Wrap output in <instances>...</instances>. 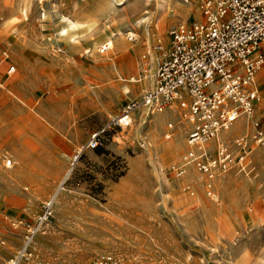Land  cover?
I'll use <instances>...</instances> for the list:
<instances>
[{"label":"rangeland","instance_id":"1","mask_svg":"<svg viewBox=\"0 0 264 264\" xmlns=\"http://www.w3.org/2000/svg\"><path fill=\"white\" fill-rule=\"evenodd\" d=\"M202 2L0 0V264L22 241L11 217L32 220L53 195L52 216L20 264H101L107 253L116 264H264V145L214 177L212 198L196 167L170 169L187 149L182 109L140 106L128 125L108 124L152 87L165 50L157 44L170 25L199 18ZM263 81L264 68L261 121ZM231 125L220 135L233 145L246 128Z\"/></svg>","mask_w":264,"mask_h":264},{"label":"built area","instance_id":"2","mask_svg":"<svg viewBox=\"0 0 264 264\" xmlns=\"http://www.w3.org/2000/svg\"><path fill=\"white\" fill-rule=\"evenodd\" d=\"M200 17L167 30L168 40L157 44L164 50L158 60L151 88L138 101L129 99L108 124L126 126L131 112L140 106L151 112L179 108L178 123L187 122L186 151L179 162L170 165L177 176L188 165L205 174L206 193L215 197L213 179L233 166L243 168L254 144L264 145V121L254 117L260 98L257 73L264 68V0H203ZM102 44L100 50L108 48ZM7 73L14 65L7 67ZM264 83V81H263ZM249 119L251 131L239 133L233 145L219 139L218 133L238 117ZM174 124L166 123L163 137L174 134ZM105 126L91 133L87 146L95 147ZM215 140L214 144L211 141ZM147 140L142 138L141 146ZM7 158V164L10 162ZM54 195L41 202L32 220L11 217L13 228L21 227L22 241L6 264H20L33 255L37 235L52 216ZM0 238V247L4 245ZM101 264H116V257L104 254Z\"/></svg>","mask_w":264,"mask_h":264},{"label":"crops","instance_id":"3","mask_svg":"<svg viewBox=\"0 0 264 264\" xmlns=\"http://www.w3.org/2000/svg\"><path fill=\"white\" fill-rule=\"evenodd\" d=\"M263 69V68H262ZM260 93H261V89H260ZM257 103H258V101L256 102V104H255V108L257 107ZM255 108H254V111H255ZM253 116L254 117H258L259 119H260V117L259 116H256V115H254L253 114ZM236 121H239V126H245V128L247 129L248 127H250L251 128V125H250V123H249V119H247L246 117H244V116H241V117H238L233 123H235ZM264 121V120H263ZM185 123V125H188V123L185 121L184 122ZM232 123V124H233ZM224 135H219V139H223L224 141H226L225 140V137H223ZM214 142H215V140H213V141H211V144H214ZM227 142V141H226Z\"/></svg>","mask_w":264,"mask_h":264},{"label":"bare ground","instance_id":"4","mask_svg":"<svg viewBox=\"0 0 264 264\" xmlns=\"http://www.w3.org/2000/svg\"><path fill=\"white\" fill-rule=\"evenodd\" d=\"M262 70H263V69H260V70L258 71V74H259V72H261ZM258 74H257V75H258ZM260 100H261V94H260V98H259L258 102H259ZM257 104H258V103H257ZM134 111H135V110H133V111L131 112V115H132V113H133ZM233 124H234V123H233ZM233 124H232V125H233ZM232 125H231V126H232ZM229 127H230V126H229ZM229 127H228V128H229ZM228 128H226V129H228ZM226 129H223L222 131L224 132ZM235 129H238L237 125H235L233 128H231L230 130H228V133H230L231 131H233V130H235ZM222 131H220V132L218 133L217 137H219V135L221 134ZM223 132H222V134H223ZM174 151H176V150H174ZM174 151H172L171 153H170V152L168 153V151H164V152H165L164 154H165V155H169V154L174 153ZM10 163H11V160H10V162H9L8 164H10Z\"/></svg>","mask_w":264,"mask_h":264}]
</instances>
